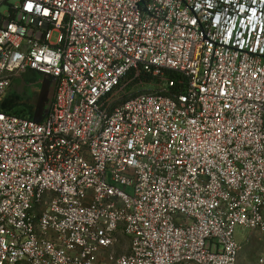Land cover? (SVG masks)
<instances>
[{
	"label": "built area",
	"instance_id": "built-area-1",
	"mask_svg": "<svg viewBox=\"0 0 264 264\" xmlns=\"http://www.w3.org/2000/svg\"><path fill=\"white\" fill-rule=\"evenodd\" d=\"M4 4L0 264H241L239 231L264 243V0ZM28 71L56 79L43 120L1 109ZM142 74L161 85L130 95Z\"/></svg>",
	"mask_w": 264,
	"mask_h": 264
},
{
	"label": "rangeland",
	"instance_id": "rangeland-1",
	"mask_svg": "<svg viewBox=\"0 0 264 264\" xmlns=\"http://www.w3.org/2000/svg\"><path fill=\"white\" fill-rule=\"evenodd\" d=\"M8 6L4 4L0 11L3 12ZM54 35L53 40L56 39ZM28 74L23 76H13L10 88L4 96L1 105L6 109L28 116L36 120H43L49 113L54 100L56 90V79L49 75H42L38 82L31 84ZM32 85V86H31ZM161 82L158 79H144L129 84V94L151 92L157 90ZM245 236L242 241L243 252L241 264H257L258 257L264 253V243L258 238V234L253 230H244ZM128 251V239L122 237L121 243L117 248V254Z\"/></svg>",
	"mask_w": 264,
	"mask_h": 264
},
{
	"label": "trees",
	"instance_id": "trees-1",
	"mask_svg": "<svg viewBox=\"0 0 264 264\" xmlns=\"http://www.w3.org/2000/svg\"><path fill=\"white\" fill-rule=\"evenodd\" d=\"M26 74L30 75V76H29V79H30V80H29V81H25V79H24V82H30L31 84H33V83H35V82H38V81H39V78L43 75L42 73L37 72V71H28ZM167 74H168L169 77L172 78V79H176V78L178 77V75H177L176 73L172 72V71H167ZM129 77H130V78L134 77V72H131V73L129 74ZM151 78H152V76H150V75H148V74H142L139 78L135 79V80L132 81V82L135 83V82H137L138 80H141V81H142V80H144V79H151ZM132 96H134V95H132ZM1 109H2L3 111L7 112V113H10V114H14V115L22 116V117H28V116H24V115H22V114L16 112L15 110L10 111V110L6 109L5 107H3L2 105H1Z\"/></svg>",
	"mask_w": 264,
	"mask_h": 264
},
{
	"label": "crops",
	"instance_id": "crops-1",
	"mask_svg": "<svg viewBox=\"0 0 264 264\" xmlns=\"http://www.w3.org/2000/svg\"><path fill=\"white\" fill-rule=\"evenodd\" d=\"M31 86H32V85H31ZM245 234H246V233L243 232L242 230L239 231V232H238V240L242 241L243 239H245V238H244Z\"/></svg>",
	"mask_w": 264,
	"mask_h": 264
}]
</instances>
